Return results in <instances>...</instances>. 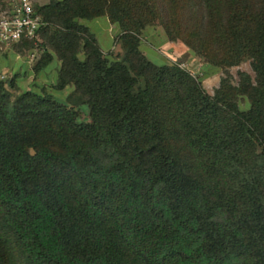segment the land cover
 <instances>
[{
	"label": "trees",
	"instance_id": "16d2710c",
	"mask_svg": "<svg viewBox=\"0 0 264 264\" xmlns=\"http://www.w3.org/2000/svg\"><path fill=\"white\" fill-rule=\"evenodd\" d=\"M34 7L35 77L57 59L73 90L0 79V264H264V0ZM102 16L116 52L81 22ZM149 25L223 71L213 92L144 53Z\"/></svg>",
	"mask_w": 264,
	"mask_h": 264
},
{
	"label": "rangeland",
	"instance_id": "374dc122",
	"mask_svg": "<svg viewBox=\"0 0 264 264\" xmlns=\"http://www.w3.org/2000/svg\"><path fill=\"white\" fill-rule=\"evenodd\" d=\"M81 22L91 26L94 30L97 31L94 19H81ZM116 28L120 30L119 26H117ZM142 42L144 44V48L150 45L155 48L158 53H161L160 55L151 48L148 49V57L157 64H164L169 62H180L181 64H184V66H187V68L192 72L200 75L205 88L209 92H213L214 89L219 85L223 71L220 69L207 68L202 62L201 58L199 56H196L194 52L183 42L177 41L170 43L164 29L161 26H147L142 34ZM111 43L112 42H106L102 45L104 49H107L111 46ZM164 43L172 44V50L166 48ZM112 50L116 52L117 50H119V46L115 45ZM31 52L32 53H30L29 50L25 53H19L14 51L13 48H8L4 51H0V79H7L18 73V82L21 90L25 91L30 87L34 90L41 91V87L46 86L49 91L56 97L65 99V97L73 90V86H68L63 91H57L51 86L57 78V66L59 65L58 60L55 59L47 68L45 73L41 72V75L39 74L37 77H35L32 67L40 57L41 51L35 49ZM239 69L251 71L249 63L243 64L240 67H234L231 69V72L236 78L238 76ZM83 109L84 112H87V105H83ZM84 114V116H87L86 113Z\"/></svg>",
	"mask_w": 264,
	"mask_h": 264
},
{
	"label": "built area",
	"instance_id": "2783aa9c",
	"mask_svg": "<svg viewBox=\"0 0 264 264\" xmlns=\"http://www.w3.org/2000/svg\"><path fill=\"white\" fill-rule=\"evenodd\" d=\"M4 2L5 6L0 11V51L13 48L14 44L26 40L36 46L30 50V53L35 49L42 52L39 48L43 42L40 29L44 21L35 11L34 0H4ZM181 65L187 68L184 64Z\"/></svg>",
	"mask_w": 264,
	"mask_h": 264
},
{
	"label": "crops",
	"instance_id": "0c3cea01",
	"mask_svg": "<svg viewBox=\"0 0 264 264\" xmlns=\"http://www.w3.org/2000/svg\"><path fill=\"white\" fill-rule=\"evenodd\" d=\"M49 0H35V3H38V4H46ZM95 20V27L97 28V31L94 30L91 26H89L96 34H97V37L99 39V43L100 45L102 46L103 50L105 52H108V51H111L114 46H115V43H116V38H117V35L120 34V30H118L116 27L117 25L115 24H112L110 22V20L108 19L107 16H102V17H97V18H94ZM87 25V24H86ZM99 29V31H98ZM100 32V33H99ZM105 40V41H104ZM106 42H112L111 43V46L108 47L107 49H104L103 45L102 44H105ZM171 43V42H170ZM165 44V47L166 48H169L170 50H172L171 48L173 47L172 44ZM143 42H141V49L144 51V53L148 56V49L151 48L152 50L156 51L155 48H153L152 46L148 45L147 47H143ZM169 45V46H168ZM157 52V51H156ZM158 53V52H157ZM161 55V53H158ZM47 70V69H46ZM46 70L42 71V73H45ZM41 73V74H42ZM18 74V73H17ZM40 74V75H41Z\"/></svg>",
	"mask_w": 264,
	"mask_h": 264
}]
</instances>
